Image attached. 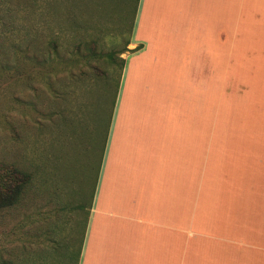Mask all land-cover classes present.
I'll return each instance as SVG.
<instances>
[{
    "label": "crops",
    "instance_id": "0c3cea01",
    "mask_svg": "<svg viewBox=\"0 0 264 264\" xmlns=\"http://www.w3.org/2000/svg\"><path fill=\"white\" fill-rule=\"evenodd\" d=\"M79 264H264V0H137Z\"/></svg>",
    "mask_w": 264,
    "mask_h": 264
},
{
    "label": "rangeland",
    "instance_id": "374dc122",
    "mask_svg": "<svg viewBox=\"0 0 264 264\" xmlns=\"http://www.w3.org/2000/svg\"><path fill=\"white\" fill-rule=\"evenodd\" d=\"M137 0H0V264H79Z\"/></svg>",
    "mask_w": 264,
    "mask_h": 264
},
{
    "label": "trees",
    "instance_id": "16d2710c",
    "mask_svg": "<svg viewBox=\"0 0 264 264\" xmlns=\"http://www.w3.org/2000/svg\"><path fill=\"white\" fill-rule=\"evenodd\" d=\"M10 174L15 179L10 182L6 189H0V209L16 205L20 200L22 194L23 185L21 184V182L17 181L18 179H20V171L16 168H12Z\"/></svg>",
    "mask_w": 264,
    "mask_h": 264
}]
</instances>
